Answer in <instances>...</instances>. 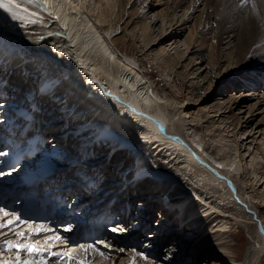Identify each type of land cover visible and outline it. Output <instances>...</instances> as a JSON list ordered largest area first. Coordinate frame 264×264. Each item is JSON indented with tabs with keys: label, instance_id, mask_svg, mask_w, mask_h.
<instances>
[{
	"label": "bare ground",
	"instance_id": "1",
	"mask_svg": "<svg viewBox=\"0 0 264 264\" xmlns=\"http://www.w3.org/2000/svg\"><path fill=\"white\" fill-rule=\"evenodd\" d=\"M119 1L92 0L89 6L88 0H59V5L54 11L61 16L60 21L42 13L44 25H29L27 28L17 26L16 22L7 19L6 14L0 10V61L10 66L9 73L16 80V83L10 85L17 88L13 98H18L17 92L30 91L28 87L30 82L26 83L24 77H34L32 84H35V81L39 83L37 87L35 86L37 94H41L39 87L44 79L55 81V87L46 93L50 94L47 101L42 100L41 103L51 104L48 111L50 110L49 115L53 116L63 114L66 117L73 110V118H68V121L73 119L77 128L62 127L58 130L60 135L58 137L63 138L64 145L73 146L76 136L91 137L93 128L99 127L109 133L107 137L100 139L99 143L104 140L112 141L108 138H115L121 147L118 151L119 156H116V153L113 155V160L116 158L119 161L113 162L112 167L116 165L120 167L119 164L125 162L124 166L129 168L134 160L140 159L144 170L148 165H151V169L159 168L158 175H153L154 178L149 179L146 184L153 182L155 178L170 183L167 192L161 190V186L156 189L160 193L166 192L165 197L168 198V201L160 204L170 205L163 208L162 215L159 216L161 219L158 222H165L161 225L162 231L174 227L180 230L188 217V221L195 229L185 241L183 238L186 233L180 230L178 235L183 246L174 245L177 250H173L167 244L162 245L167 247L166 257H175L171 263L162 261L163 264H179L182 260L180 258L186 256V248L194 249V252L188 250L187 252L196 262L203 261L199 260L202 257L208 261L210 255L206 249L211 248V242L216 241L219 249H227L223 238L231 234L230 230L237 229L240 222L248 227L255 241L250 243L243 258H232L229 262L264 264V209L257 204L264 195V189H259L257 187L259 182L254 183L256 178L253 180L251 177L252 173L256 175L255 177L259 174L260 178L264 177V164L261 161L264 158V95L261 98L255 96L254 91L246 92L260 87L264 90L262 50L264 47L261 46L262 49L258 50H261L257 57L260 63L252 67L245 66L248 55L252 54L251 51L257 47L256 44L261 42L264 45V0H255L256 12L251 5H248L249 8L246 7V10H242L243 8L238 10L241 0H207L201 12L196 14L194 1L187 5V0H165L163 2L165 6H161L159 0H149L152 5L148 9L132 8V15L137 16L131 27L133 35L137 34L134 31L137 29L142 37L143 47L149 45L151 48L155 45L152 48V57L161 60L162 75L165 79L166 76L171 77L173 69L176 68L172 80L175 82L173 86L176 91L180 92L185 87L184 81L179 83L178 77L182 75L184 80L189 75H194L188 79L190 85L186 87L190 90L182 101L184 102L186 98L188 99L186 103L190 99L200 100L199 103L204 105L205 111L199 109L197 113L191 115L169 89L166 90V87H163V90L158 89L154 75L144 71L138 56L116 45V43L125 45L127 34L122 32L128 27L131 16L124 26H113L110 21H108L110 25L99 24L106 21L108 13L110 17L115 15L119 10L117 6ZM212 1L214 12L208 4ZM179 6H182L181 10L183 9L181 13L178 11ZM225 6H231L230 17L236 18L238 23L240 21L239 26L233 28L237 37L233 38L235 41L232 45L222 41L224 37L221 38L220 35L213 36L215 39L211 40L213 37L206 31L210 29L207 28L210 27L207 25L208 19L213 18L216 27L222 23L226 24L228 12ZM167 7L172 11L169 12ZM125 8L123 5L120 11L121 9L124 11ZM175 16L183 18L180 24H183L182 27L187 26L188 35L184 37L181 35V27L172 21ZM62 24H66L67 28L62 27ZM166 25L173 27L170 31H174L169 39L165 37L168 28ZM117 28H122V34L116 37L119 32ZM215 30L217 29L215 28L214 32ZM49 31L67 32L72 40L67 39V36L49 37L47 36ZM41 35L45 36L44 40L39 39ZM223 44L224 48L228 49L224 55L220 51ZM205 46H208L209 50ZM222 60H225L224 63ZM262 70V73H258ZM92 80L96 82L90 83ZM100 81H106L107 87L100 85ZM219 88L221 89L218 90ZM227 91L235 92L227 94ZM106 92L113 95L108 96ZM247 99L255 101L249 103ZM133 108L135 112L132 111ZM192 115V120L195 123L198 120L204 127L193 124L190 119ZM201 128L204 129V134H201ZM100 129L95 133L96 136ZM66 131L71 134L77 132V135L66 134ZM213 131H218L220 135L214 147L207 143L206 139L207 134ZM253 131L259 134L249 139ZM261 134L263 136L258 141ZM244 139L246 141L242 143ZM109 145L99 151L100 155H108L109 150L117 148L114 144ZM243 146L245 148L241 149ZM47 149L57 152L56 147ZM74 151L78 152L77 149ZM213 151L224 153L225 162L223 159L215 158ZM243 158L246 159L244 176L240 173L242 170L240 164L235 165L237 160ZM58 161L52 160L53 163ZM248 164L253 167V171ZM111 177L118 179L115 175ZM1 181L4 180L0 179ZM243 184H250L249 188L253 192L245 193V187L243 192ZM149 190L150 188L146 191ZM139 201L144 206L143 199ZM149 201L150 207L155 204L153 199ZM172 207L176 209L175 215L178 214L180 217L166 224L164 213H170ZM138 225H141L140 221ZM121 227L125 228L124 225ZM16 230L26 231L20 226ZM5 232L13 237L12 233ZM128 232L127 230L124 233ZM2 239L0 236V240ZM162 240L159 235L150 244L157 248L158 244L161 246ZM42 242L44 240L40 241ZM138 251H141V248ZM105 253L109 258L108 264H114L112 261L117 254ZM10 256L12 254L7 251L0 252V258L4 260ZM220 260L214 256L207 264H221ZM56 261L57 259L49 258V264H56ZM89 262L90 260L87 264H90Z\"/></svg>",
	"mask_w": 264,
	"mask_h": 264
},
{
	"label": "rangeland",
	"instance_id": "2",
	"mask_svg": "<svg viewBox=\"0 0 264 264\" xmlns=\"http://www.w3.org/2000/svg\"><path fill=\"white\" fill-rule=\"evenodd\" d=\"M171 1V0H170ZM194 1V5H195V14L196 13H200L201 12V10H202V8L207 4V0H187L186 1V4L187 5H189L190 4V2H193ZM91 2H92V0H88V5L90 6L91 5ZM155 2H158V1H155ZM159 2L162 4L161 6H165V4H163V2H165V0H159ZM201 2V3H200ZM133 3V5H131ZM171 4V3H170ZM209 4V7H210V9L214 12V2L212 1V2H209L208 3ZM123 5H125V10L124 11H122V9H121V11H120V8H122V6ZM151 5H152V3H150V1L149 0H120L119 1V4L117 5V6H119V10H117L116 11V13H115V15L113 16V17H110L109 16V13H108V15H107V17H106V21H104L103 23L102 22H99V24H102V25H110L109 24V22L108 21H110L112 24H113V26H116V25H123L124 26V23H126V21L127 20H129L128 18L131 16V21H130V23H128L127 25H128V27L126 28V29H124L123 30V32H122V28H117V30L119 31L118 32V34L116 35V37L119 35V34H122V33H124V34H127V36H126V39H125V45H121V44H119V43H116V45H118L120 48H123V49H126V50H130V51H132V53H134V55L135 56H138L140 59H141V65H142V68L144 69V71H146V73L148 72L150 75H154L153 77H154V79H155V82H157V85L159 86V90L161 89V90H163L162 88L163 87H166V90H170V92H172L173 93V95L175 96V98L177 99V100H179L178 102H182L180 105L183 107V108H185V111L187 112V113H189L190 115L191 114H194V113H197L198 111H199V109H201L202 111H205L204 110V105L203 104H201V103H199L200 102V100H196V99H190V101L189 102H187L186 103V101L188 100L187 98H186V100L183 102L182 101V99L184 98V97H186V93L190 90L188 87H186V85H190V82H188V79L191 77V76H194L193 74H191V75H189L188 77H186L184 80H182V75L180 76V77H178L180 80H179V83H182L183 81H184V85H185V87L183 88V89H181V91L180 92H177L176 91V88L173 86L174 84H175V82H172V80H173V75H175V71H176V68H174L173 69V75H171V77H169V76H166V78L167 79H165L164 78V75H162V68H161V60H159V59H156V58H153L152 57V54H153V50H152V48L155 46V45H153V47H151L150 48V46L149 45H147V46H145V47H143V45H142V41H141V39H142V37L140 36V34H139V31L137 30V29H135L134 31H136V35H133V30H132V24H133V22H134V20L137 18V16H136V14L135 15H132V8H137V9H142V10H144V9H148V8H150L151 7ZM232 5L234 6V4L232 3ZM248 5H251V3H249ZM246 6L247 7V9L249 8V6ZM227 9H226V12H228V13H226V18H225V23L226 24H224V23H222V24H220V25H218L217 27L215 26V20L213 19V18H211V19H208L207 21H208V23H207V25H210V27H208L207 26V28H210L209 30L207 29L206 31L207 32H209L208 33V35L209 34H211L210 36H218V35H220V36H222L221 38H225L226 36V40L223 38V40L222 41H224V42H226V43H228V44H234V41L235 40H233V38H235V37H237V36H235V29H236V27H238L239 25V23H240V21H239V23L235 20L236 18H234L233 19V16H231L230 17V15H232V13H230L231 12V6H229V7H227V6H225ZM246 7H243V9L242 10H244ZM181 8H182V6H179L178 7V11H179V13H181L182 11H183V9L181 10ZM229 8V9H228ZM167 10L170 12V11H172V10H169V8L167 7ZM189 10V8H187V11ZM228 10V11H227ZM238 10H241V7H239L238 8ZM246 10V9H245ZM121 14L123 15L122 17H121ZM228 16H229V18H228ZM224 17V16H223ZM166 19H168V17L166 18ZM227 19H228V21H227ZM232 19V20H231ZM169 20H171L170 18H169ZM172 21H175L176 23H178L179 24V27H181L180 29V32H181V35L184 37V36H186V35H188L189 34V29L186 31V29H187V26L186 27H182L183 26V24H180L181 22H183V18H181L180 19V17L178 18V17H174L173 19H172ZM223 22V21H222ZM175 23V24H176ZM232 23H234V24H232ZM236 23V24H235ZM167 26V25H166ZM117 27V26H116ZM168 28H167V31L165 32V37L167 38V39H169L170 37H171V35H172V33H174V31L172 32V31H170V30H172L173 29V27H171V26H167ZM217 29V30H215V32H214V29ZM233 28H235V29H233ZM233 29V30H232ZM122 32V33H121ZM179 32V33H180ZM219 32H220V34H219ZM212 33H214V35L212 34ZM217 33V34H216ZM228 35H231V36H228ZM234 35V36H233ZM115 37V38H116ZM228 37H231V39L229 40V38ZM213 39H215L214 37L213 38H211V40H213ZM219 40V39H218ZM231 40H233V42H231ZM168 42H171V41H169L168 40ZM193 43L194 42H192V45H193ZM261 42H259V44L257 43L256 44V48H254L252 51H251V55L249 54L248 55V58H247V63H246V67H252L253 65H255V64H259L260 63V60H258L257 59V57H258V55H259V53L261 52V50L260 51H258L259 49H262L261 48V46L262 47H264V45L261 43ZM150 48V49H149ZM205 48L207 49V50H209V47L208 46H205ZM223 48V49H222ZM221 49H220V51H221V53L224 55L225 53H226V51H228V49H226V48H224V44H223V47H222ZM262 50H264V49H262ZM234 60H235V62H236V58H234ZM233 60V61H234ZM223 61V60H222ZM225 61V60H224ZM224 61H223V63H224ZM184 64V63H183ZM145 65H147V66H145ZM180 65V64H179ZM224 68V67H223ZM263 72V70L262 71H259L258 73H262ZM147 73V74H148ZM185 82H186V84H185ZM172 84V85H171ZM221 87V86H220ZM223 88H225V87H223ZM217 89V88H216ZM221 88H219L218 90H220ZM165 90V91H166ZM217 91V90H216ZM248 91H254V92H256V94H255V96H257V97H261V98H263V95H264V90H262V87H260V88H258L257 90H247L246 92H248ZM233 92H235V91H227L226 93L227 94H231V93H233ZM241 92V90L239 91V93ZM254 97V96H253ZM247 98H249V97H247ZM248 101L247 102H254L255 100L253 99V100H251V99H247ZM204 102V101H203ZM184 103V104H183ZM260 104H262V102H260ZM244 109H247V108H244ZM61 116L62 117H64V115L63 114H61ZM192 118H193V115L190 117V119H191V122L193 123V124H198V125H200V126H202V127H204L202 124H201V122H199L198 120H196L197 122L195 123V121L194 120H192ZM217 118V117H216ZM218 125V124H217ZM216 125V127H218ZM256 131V130H255ZM255 131H253L251 134H253V135H250V137H249V139H252L253 137H257L258 136V134L259 133H257V132H255ZM200 132H201V134H204L203 132H204V129L203 128H201L200 129ZM228 133V132H227ZM206 136V135H205ZM262 134L258 137V141H260V139L262 138ZM232 137V136H231ZM216 138V139H215ZM218 138H220V135H218V131H216V132H211L210 134H207V136H206V139H207V143H209V144H212L213 145V147L218 143ZM243 141H246V139H244V140H242V143H243ZM257 141V142H258ZM239 142H241L240 140H239ZM257 143H255V145H256ZM245 148V146H243L241 149H244ZM247 150V147H246V149H245V151ZM245 151H243V152H245ZM64 152H68V150H64ZM213 155L215 156V158H217V159H223V162H225V158H224V156H225V154L224 153H216V151H213ZM119 154H120V152H116V156H119ZM245 156H247V154L245 155ZM248 158H250V156L248 157ZM262 164H264V158H262ZM250 162H251V159H250ZM236 164H240V166L242 167L241 169V171H240V173H241V175H243L244 174V171L243 170H245V168H244V166H246V159H241V160H237L236 162H235V165ZM248 166L250 167V164H248ZM251 168V171H253V167H250ZM244 176V175H243ZM256 175L255 174H253L252 173V178H253V180L255 179V182L254 183H257V182H259L258 184H257V187L259 188V189H264V177L263 178H260V174L258 175V177H255ZM259 179H261V180H259ZM241 181V180H240ZM263 182V183H262ZM150 183H152L150 186H152V187H150V189H152V191L151 190H149V191H151V192H149V193H152L153 195H155L156 194V191H158V190H156V189H158V188H160V186L162 187V189L161 190H164V191H168L169 190V186H170V183H167V182H164V181H161V180H159L158 178H155V179H153V182H150ZM260 184H262V186H259ZM244 186L242 187V191L244 190L245 191V193H248V192H250V193H252L253 191H252V189L251 188H249V186H250V184L249 185H245V184H243ZM245 187V188H244ZM145 188V187H144ZM147 188V187H146ZM154 189V190H153ZM145 190H147V189H145ZM142 191V190H141ZM243 191V192H244ZM248 191V192H247ZM146 192H148V191H144V192H141L142 193V195L144 194V193H146ZM261 193V192H260ZM147 194V193H146ZM145 194V195H146ZM153 195H152V197L150 198V199H153ZM264 195H262L261 196V201L259 200V201H257V204H259V206H260V208L262 207L263 209H264V197H263ZM140 199H138V202H140L139 201ZM143 202V201H142ZM259 202V203H258ZM154 205H156V204H154ZM161 206H163V205H161ZM156 208H158V206L156 205ZM259 208V209H260ZM159 209V208H158ZM175 211V212H174ZM173 211V215H174V217H172V222H174L175 221V219H177V216H179L178 214L177 215H175L176 214V209ZM171 215V213H168V212H165L164 213V216H165V221L167 222V220H169L170 219V216ZM158 216V215H157ZM156 220L158 219V217H156L155 218ZM188 219H189V217H188ZM187 219V220H188ZM209 220H210V218H209ZM211 222H213V221H211ZM210 222V223H211ZM167 223H169V222H167ZM166 223V224H167ZM180 223V222H179ZM212 225H213V223H212ZM251 227H252V225L251 224H249ZM166 226V225H165ZM182 227H183V230L182 231H184V233H186V235H185V237L183 238V241H185L186 240V237L187 236H191V233L193 232H195V229L193 228V226L191 225V223H190V221H188V222H186V224L185 225H182ZM237 229H232V230H230L229 231V233H231L228 237H224L223 238V241L226 243V246H227V249H223V248H217V246H218V244H217V242L216 241H213V242H211V248H209V249H206V247L204 246V249H206L207 250V253L210 255L209 256V258H207V260L208 261H205L204 259H206V258H204V257H202V258H200L199 260H203V261H198V262H194V264H207L210 260H212V258L215 256H217V258H220L221 260H220V262H221V264H232V263H236L235 261L234 262H232V263H230L229 262V260H231L232 258H238V259H240L241 257L243 258V256H244V254L246 253V251L248 250V247L250 246V243H252V242H254L255 240H254V238H252L251 237V235H250V233H249V231H248V227H245V225L244 224H242V222H240L239 223V225H238V227H236ZM180 230H181V228H179ZM190 232V233H189ZM176 234H178V232H176ZM13 236V235H12ZM214 242H215V244H214ZM213 243V244H212ZM182 245H183V243H182ZM161 247V246H160ZM159 247V244H158V246H157V248L159 249L160 248ZM157 248H156V251H157ZM193 252H194V249L192 250ZM155 252V251H154ZM109 253H111V252H109ZM157 253L158 254H160V251H157ZM130 254V253H129ZM157 254V255H158ZM175 254H178V253H175ZM239 255H241V256H239ZM239 256V257H238ZM172 257V256H171ZM170 257V258H171ZM123 256H122V260H123ZM151 258V257H150ZM172 258H175V257H172ZM179 258V257H178ZM263 258H264V255H263ZM102 260V259H104V258H101V257H99V258H97V260ZM115 259V258H114ZM153 259V258H152ZM162 258L161 257H159V258H157V259H155L156 261H157V264H163L162 263V260H161ZM0 260H4V258H0ZM97 260L95 259V261L94 260H91L89 263H91L92 261H94V264H97L96 262H97ZM108 260H109V258H108ZM171 260V259H170ZM164 261H166L165 259H164ZM205 261V262H204ZM109 262V261H108ZM140 262L141 263H138V264H144V263H142L143 261L142 260H140ZM166 262H168V261H166ZM211 263V262H210ZM263 263H264V260H263ZM103 264H105V262L103 263ZM108 264V263H107Z\"/></svg>",
	"mask_w": 264,
	"mask_h": 264
},
{
	"label": "snow or ice",
	"instance_id": "3",
	"mask_svg": "<svg viewBox=\"0 0 264 264\" xmlns=\"http://www.w3.org/2000/svg\"><path fill=\"white\" fill-rule=\"evenodd\" d=\"M249 3H251L253 11L256 12L257 5L255 0H241L239 6L243 8ZM58 5L59 0H0V10L6 14L7 19L16 22L17 26L21 28H27L29 25L35 24L44 25L45 21L42 13H46L56 21H60L61 16L54 11ZM257 15H259L258 12ZM62 27L67 28V25L62 24ZM47 36H67V39L72 40L71 35L67 32L49 31L47 32ZM39 39L44 40L45 36L41 35ZM125 83L127 82L125 81ZM53 87H55V81H48L42 90L48 91ZM105 94L108 96L113 95L111 92H106ZM132 111L135 112L136 110L133 108ZM108 135L107 130L102 129L98 132V136L101 139ZM6 155H8L7 152H0V156ZM5 175H11V171L0 172V176ZM20 225L27 226L28 234L16 231V228ZM5 229L11 231L13 237H7V233L4 231ZM72 230L70 224L63 228L64 232H72ZM127 230V228L119 226H113L110 229L113 233H124ZM41 233L44 234L43 245L39 239H33V235L39 237ZM0 236L6 237L0 240V252L7 251L12 254L8 259L0 260V264H49V258L51 257L58 258L56 264H87L84 257H76L73 253L77 250L84 252L91 251L99 257L108 258L107 254L100 250L99 245H103L104 249H111L113 247L110 242L101 239L95 240L92 243H76L70 249L65 248L62 251H54L53 248L55 245H66L70 241L60 235L57 229L49 227L48 225L37 224L33 220L23 219L19 212L15 210L10 211L7 207H0ZM116 250L121 253L126 251L123 247ZM128 251L132 257L130 264H136L137 259L142 260L144 264H157V261L150 258L149 255H146L144 251H137L135 247L130 248Z\"/></svg>",
	"mask_w": 264,
	"mask_h": 264
}]
</instances>
